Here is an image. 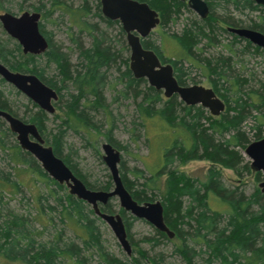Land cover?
<instances>
[{"label":"trees","instance_id":"obj_1","mask_svg":"<svg viewBox=\"0 0 264 264\" xmlns=\"http://www.w3.org/2000/svg\"><path fill=\"white\" fill-rule=\"evenodd\" d=\"M137 1L146 2L158 12L162 27L177 22L184 11L191 12L187 4L180 0ZM205 1L209 8L208 16L186 20L177 34L171 33L166 37L167 34L161 33L164 40L170 38L169 43L175 46V50L165 54L163 48L149 36L142 39L141 44L152 49L163 63L172 65L180 85H186L188 80L195 82L190 74L192 69L200 71L201 77L210 83L215 94L225 103L220 115L212 116L199 105L187 106L176 95L167 98L161 90L149 86L144 78H134L128 67L129 57L123 58L121 52L115 49L99 22L89 21L92 13L89 0H80L77 5L65 0H50L48 7L45 3L32 6L41 15L39 28L48 41V47L42 54H23L18 43L9 47L0 39L1 63L11 70L34 73L55 89L58 94L56 104L63 101L60 113L54 115L58 122L49 127V115L30 100L32 108L24 105V116L19 117L1 88L0 109L33 123L54 154L88 188L110 190L112 182L109 175L103 183L86 180L72 160L71 145L66 144L65 137L68 131L86 135V141L97 154L99 136L118 150H125L126 146L112 135L115 116L103 94L107 77L115 71L114 86L119 84L120 88L115 91L113 101L119 100V97L133 100L138 123L148 130L147 139L154 145L152 151L156 155V162L146 165L149 175L135 167L125 168L122 159L119 174L125 188L138 203L152 201L155 195L160 196L164 221L174 232L173 237L168 238L165 233L155 230L156 237L145 238V241L153 247L161 239L177 240L179 244L174 251L184 264H264V193L255 187L252 193L245 194L239 186L226 185L221 171L229 169L238 178L243 173H252L249 161H245L241 150L252 139L264 137V87L248 88L250 79L243 77L232 64L233 57L239 52H257L260 48L226 29L227 26H240L264 34V15L248 22L231 15V9L239 15L243 10L258 9V5L251 0ZM93 3L96 9L94 16L106 26L118 25L119 34L123 36L119 22L102 16L99 0H93ZM0 9L9 11L2 7L1 0ZM219 10L222 13L219 14ZM57 11L69 23V40L76 53L74 60L71 53L64 52L61 45L53 42L52 32L47 31L41 22ZM224 33L231 36V40L224 44L228 54L204 55L208 47L220 42L219 37ZM85 36L88 45H85ZM121 42L119 40L116 44ZM240 42L244 45L238 48ZM126 47L123 43L121 50ZM37 58L43 61V67L35 64ZM0 84H5L1 77ZM95 114L105 117L106 130L101 131L102 121H95ZM249 119L254 122L252 139L243 129ZM2 123L0 118V125ZM151 130L155 132L151 134ZM7 134L15 136L8 127L0 130V149L9 168L5 173L0 172V193L3 190L18 192L24 181L42 182L48 191L46 195L34 196V215L20 213L9 208L8 204L0 205V264H85L83 252L95 253L101 264H124L104 250L99 230L101 219L91 207L70 194L64 184L48 176L18 143L7 147L4 143ZM190 160L210 162L204 178H193L175 167L168 168L175 162L183 164ZM23 174H27L29 180L23 181ZM164 174L166 177L160 191ZM253 174L256 182L262 179L261 172L253 171ZM138 180L143 181L137 183ZM147 191H154V194L149 195ZM50 199L52 203H49ZM110 200L114 201L115 197ZM100 209L107 213H119L127 238L137 250L138 257L146 259L149 264L159 263L160 258L157 260L156 256H148L145 250L135 247L136 243L129 235L131 222L127 219L129 217L132 221L135 217L120 208L117 202L113 206L108 202ZM55 217L61 223L54 222ZM51 225L52 231L48 232ZM66 230H73L76 241L64 239ZM132 261L142 264L138 258Z\"/></svg>","mask_w":264,"mask_h":264},{"label":"rangeland","instance_id":"obj_2","mask_svg":"<svg viewBox=\"0 0 264 264\" xmlns=\"http://www.w3.org/2000/svg\"><path fill=\"white\" fill-rule=\"evenodd\" d=\"M68 3H71L73 5H77L80 0H65ZM92 13L89 16L90 22H99L100 28L104 29L108 36H110L109 39L112 45L115 47L116 50L121 52L122 57H129L130 51L129 47L126 43L125 33L123 36L119 34V28L118 25L113 24L111 26H106V24L102 21H100L96 16H94L95 4L93 3V0H89ZM50 0H1V5L3 8L8 9L9 12L13 14H19L20 10L24 11H34L32 6L38 5L40 3H45L48 7ZM263 9V8H262ZM6 10L0 9V13L4 12ZM219 14L222 13V11H218ZM231 15L235 18H241L242 20L248 22L249 19H257L259 15H264V9H256V10H243L242 13L236 12L235 10L231 9ZM195 17H198L193 11L186 12L184 11L181 16L179 17L177 22H170L166 24V26L162 27L160 24H158L154 30L150 33L149 39L154 41L157 45H160L165 54H169L171 50H175V46L172 43H169V40L166 38V40L163 39V35H161L162 32H164L166 37L171 35V33H179L181 28L183 27V24L186 20L193 19ZM44 24V27L47 31L52 32L53 42L56 44H59L62 46L64 52L71 53V56L74 60L76 57L75 51L72 49L71 42L69 40V23L66 18L60 16V12L57 11L50 17H46L41 21ZM0 39L3 40L9 47H13L16 40L10 38L1 28L0 25ZM119 40L123 41L125 45L127 46L125 49L121 50L122 44L118 43ZM231 40V36L224 33L219 37V43L215 46H210L206 49L204 55H211L214 56L215 54H224L227 55L228 51L224 47V44L228 43V41ZM85 45H88L89 41L87 37L85 36L84 39ZM17 43V42H16ZM244 43L240 42L238 44V48L243 46ZM173 52V51H172ZM129 63V61H128ZM35 64L40 65L41 67L44 66V63L42 60H39V58L36 59ZM233 68H235L237 71L241 73V75L245 78H247L249 81V85L247 84L248 88L253 87V89H258L260 85H263L264 87V50L260 49L257 52H254V50H249L245 52H239L237 56L233 57ZM31 66V65H29ZM124 66L121 65V69H123ZM191 76L194 78L195 82H192L190 80L187 81L186 85H194V84H200L205 87H211L210 83H208L207 80H205L204 77H201L200 71L196 69H192L190 71ZM117 75V73L114 71V73H110V75L107 77V82L105 83V86L103 88V94L105 96L106 102L109 104L110 109L112 110V113L115 116L114 119V129L112 131L113 137L122 145H125V150H119L121 153V159L123 160L124 167L131 169V168H137L144 171V174L147 176L149 175V171L146 167V165L151 166L152 163L156 162L155 160V153L152 151L151 142L147 139V129L145 126H142L139 124V120L137 119V114L135 113V107L132 99H125L119 97V100L113 101V96L116 94V90L120 88V85L114 86V76ZM148 84V83H147ZM224 86H227L224 85ZM0 88L3 90L7 98L12 104V107L16 111L19 117L24 116V110L25 106L29 109L32 108L31 104H29V100L19 91H17L13 86H11L8 83H5L3 85L0 84ZM260 90V89H259ZM218 96V95H217ZM220 99L221 97L218 96ZM65 99V97L63 98ZM222 100V99H221ZM223 101V100H222ZM224 102V101H223ZM225 104V103H224ZM63 106V101L60 104H56L55 107V113L52 115H49V123L48 126L52 127L54 123L58 122L57 119L54 118L55 114H59V107ZM208 111V110H207ZM210 114V113H209ZM94 120L99 122L102 121L101 124L97 123L99 126H101V131L106 130V127L108 126L105 122V117H101L99 115H94ZM2 125H0V130H3L4 128L8 127L7 123L2 120ZM254 125V122L252 119H249L245 122L243 129L245 132L248 133L249 139H252V126ZM155 130V129H154ZM154 130H151V134L155 132ZM150 136V135H149ZM157 138V136H155ZM66 144L71 145L70 147V153L73 162L76 163L77 167L81 170V172L85 175L86 180L89 182H97V183H103L108 178L109 172L107 167L105 166L103 160H102V150H101V143L103 142V138L99 136L97 138L98 141V149L99 153L97 154L96 151L89 145V143L86 141V135L83 134H75L74 132L68 131L66 133ZM251 141H254L253 139ZM250 141V142H251ZM249 142V143H250ZM5 145L12 146L17 144V140L15 136L6 135L4 140ZM116 148V147H115ZM118 150V149H117ZM241 153L243 154V157L245 161H250L249 158L244 155V149L241 150ZM6 164L5 154L0 149V172H6L9 170L8 166ZM175 167L177 170L184 172L186 175L191 176L193 178L202 179L204 176H206L207 169L210 167V162L207 160H190L186 163L180 164L175 162L173 166H168L169 169ZM222 179L224 183L228 186H239L240 190L244 191L245 194H250L254 191L255 187H258V182L254 179L253 171L252 173H243L242 177H236L233 171L229 169H222ZM131 178V175L128 174ZM24 180H29V177L27 174L21 175ZM110 177V176H109ZM166 175L164 174L161 177V184H160V191L163 189V182ZM262 179H264V175L261 173ZM261 179V180H262ZM143 180H138L137 183H141ZM259 189V188H258ZM48 191V188L46 185H44L42 182H23V185L20 187L18 192L12 193L7 192L6 190H3V193H0V199L2 206H6L8 204L9 208L13 210H17L20 213L23 214H31L34 215L36 213L35 208V198L37 194L46 195L45 192ZM147 194H154V191H147ZM159 200L161 201V198L159 195H155L152 201ZM114 202L118 204L117 198H115L114 201L110 200L109 203L113 206ZM49 203H52V200H49ZM90 206V205H89ZM127 219L131 222L130 224V230L129 235L132 238V241L136 243L135 247H139L147 252L148 256L157 257V260L160 261L158 264H184L183 259L180 257L178 253L174 251L175 246L178 245L177 240H166L161 239L159 241V244L155 246H150L149 243L145 241V238H154L156 237L155 234V228L151 226L148 222L141 220V219H135L132 220L127 217ZM54 222L61 223L57 217H55ZM61 225L59 224V227ZM52 225L48 227L47 231L51 232ZM99 230L101 232V242L104 250L107 252V254L113 258H117L124 262V264H134L133 259L138 258V260L143 264H149L147 260L142 259L138 257L137 250L132 247V253L130 255H127L125 251L122 249L120 244L118 243L116 237L114 236L111 228L101 220L99 223ZM74 232L73 230H66L64 232V239H74ZM131 244V243H130ZM82 256L84 257L85 264H101V259L98 258V256L94 254H89L88 252H83ZM144 260V261H143ZM103 263V262H102Z\"/></svg>","mask_w":264,"mask_h":264},{"label":"water","instance_id":"obj_3","mask_svg":"<svg viewBox=\"0 0 264 264\" xmlns=\"http://www.w3.org/2000/svg\"><path fill=\"white\" fill-rule=\"evenodd\" d=\"M186 2L199 18L208 16L209 8L205 0H180ZM264 7V0H252ZM100 11L104 18L117 20L125 33L129 47L128 67L136 79L144 78L148 85L161 90L165 97L176 95L187 106L199 105L208 110L212 116L220 115L224 102L215 94L212 88L200 84L180 85L169 62L163 63L152 49L144 48L141 40L159 24L158 12L146 2L137 0H99ZM40 13L23 11L13 14L8 11L0 13V24L4 32L17 41L23 53H43L48 43L39 30ZM227 31L248 40L251 44L264 48V34L245 27H227ZM0 77L36 104L47 114L55 111L54 102L57 92L46 85L37 75L13 71L0 62ZM0 118L14 133L22 150L31 154L44 172L59 184H64L68 192L90 205L94 214L104 221L112 230L118 243L127 255L132 253L131 244L119 213H107L100 209L110 198H117L118 205L136 219L148 222L157 231L172 238L174 232L168 228L163 218L161 201H146L138 203L125 188L119 174L121 153L107 141L100 145L102 160L108 169L112 182L110 190L88 188L63 162L56 156L52 147L45 143L37 127L25 122L11 113L0 109ZM244 155L249 158V166L253 171L264 175V137L251 141L244 148ZM260 192L264 193V179L258 182Z\"/></svg>","mask_w":264,"mask_h":264},{"label":"flooded vegetation","instance_id":"obj_4","mask_svg":"<svg viewBox=\"0 0 264 264\" xmlns=\"http://www.w3.org/2000/svg\"><path fill=\"white\" fill-rule=\"evenodd\" d=\"M251 1H252V0H251ZM252 2H253V1H252ZM185 3H186V2H185ZM255 4H256V3H255ZM256 5H258V9H261V10L264 9V7H263L262 5H259V4H256ZM262 8H263V9H262ZM190 10H191V9H190ZM191 11H192V10H191ZM8 12H9V11H8ZM36 12H38V11H36ZM260 16H261V15H260ZM40 17H41V15H40ZM198 18H199V17H198ZM40 20H41V19H39V22H40ZM39 22H38V25H39ZM0 25H1V24H0ZM227 27H232V26H227ZM239 27H240V26H239ZM1 28H2V27H1ZM245 28H247V27H245ZM250 29H251V28H250ZM2 30H3V29H2ZM39 30H40V28H39ZM153 30H154V29H153ZM153 30H152V31H153ZM226 30H227V29H226ZM254 30H255V29H254ZM3 31H4V30H3ZM152 31H151V32H152ZM257 31H258V30H257ZM40 32H41V31H40ZM151 32H150V33H151ZM228 32H229V31H228ZM259 32H260V31H259ZM4 33H5V32H4ZM41 33H42V32H41ZM229 33H231V32H229ZM261 33H262V32H261ZM232 34H233V33H232ZM149 35H150V34H149ZM149 35H148V36H149ZM43 36H44V35H43ZM148 36H147V37H148ZM236 36H237V35H236ZM9 37H10V36H9ZM44 37H45V36H44ZM10 38H11V37H10ZM45 38H46V37H45ZM239 38H241V37H239ZM12 39H13V38H12ZM242 39H244V38H242ZM46 40H47V39H46ZM245 40H246V39H245ZM16 42H17V41H16ZM47 43H48V41H47ZM252 45H253V44H252ZM19 46H20V45H19ZM20 47H21V46H20ZM259 48H260V47H259ZM260 49L264 50V48H260ZM21 51H22V49H21ZM22 53H23V52H22ZM23 54H29V53H23ZM40 54H42V53H40ZM32 55H39V54H32ZM13 71H19V70H13ZM20 72H22V71H20ZM24 73H30V72H24ZM33 74H34V73H33ZM4 82H5V81H4ZM5 83H7V82H5ZM54 90H55V89H54ZM57 95H58V94H57ZM27 99H28V98H27ZM28 100H29V99H28ZM57 100H58V96H57ZM57 100L53 103L54 106L56 105ZM30 101H31V100H30ZM31 102H32V101H31ZM37 107H38V106H37ZM38 108H39V107H38ZM55 109H56V107H55ZM53 113H55V111H54ZM53 113H52V114H53ZM52 114H48V115H52ZM3 121H4V120H3ZM258 172H260V171H258ZM260 181H261V180H260ZM260 181H259V182H260ZM108 202H109V201H108ZM108 202H107V203H108ZM107 203H106V204H107ZM106 204H105V205H106Z\"/></svg>","mask_w":264,"mask_h":264}]
</instances>
